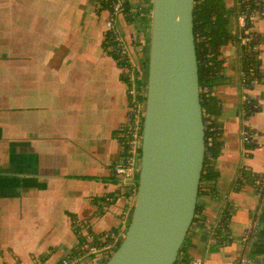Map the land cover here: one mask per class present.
Listing matches in <instances>:
<instances>
[{
    "label": "crops",
    "instance_id": "crops-1",
    "mask_svg": "<svg viewBox=\"0 0 264 264\" xmlns=\"http://www.w3.org/2000/svg\"><path fill=\"white\" fill-rule=\"evenodd\" d=\"M235 1L223 0L233 36ZM123 2L128 12L114 24L144 75L151 0ZM107 16L96 0H0V264L55 261L78 239L75 223L104 233L130 218L135 193L124 194L129 188L112 175L128 108L126 68L103 44ZM254 29L264 73V21L256 19ZM223 52L226 65L213 87L221 104L216 194L197 197L175 264L242 256L243 264H264V191L258 196L252 181L264 174V80L245 90L233 40ZM245 94L256 104L248 114ZM243 130L256 135L254 143L243 141ZM222 212L229 216L224 237L208 244Z\"/></svg>",
    "mask_w": 264,
    "mask_h": 264
},
{
    "label": "water",
    "instance_id": "water-1",
    "mask_svg": "<svg viewBox=\"0 0 264 264\" xmlns=\"http://www.w3.org/2000/svg\"><path fill=\"white\" fill-rule=\"evenodd\" d=\"M194 0H151L140 168L124 236L103 264H174L192 223L205 125Z\"/></svg>",
    "mask_w": 264,
    "mask_h": 264
},
{
    "label": "built area",
    "instance_id": "built-area-1",
    "mask_svg": "<svg viewBox=\"0 0 264 264\" xmlns=\"http://www.w3.org/2000/svg\"><path fill=\"white\" fill-rule=\"evenodd\" d=\"M122 10L123 0H113L111 10H108V16L105 20V27L107 33L113 36L115 42L110 48L112 49L113 47L117 53L126 57L131 65L129 69L125 67L126 70L123 73L127 78L128 109L126 121L120 128L121 131L118 138L120 144L119 157L112 163L113 177L119 184L129 188L137 183L139 174L145 102L142 95H145L146 86L145 88L144 86L137 87L134 70H139V68L129 58L128 49L122 35L114 24V17ZM256 19L264 21V0L235 1L236 34L233 36V41L237 46L240 62V83L245 90L264 80V73L261 69V35L254 29V21ZM243 102L245 114L251 112L247 105L253 106L255 111L256 104L250 96L245 94ZM242 135L245 143L251 144L255 142V134L243 130ZM252 181L255 192L258 196H261L264 191V174H253ZM129 220L130 218L123 222L122 227L110 229L104 233L92 232L86 222L75 223L74 227L78 239L74 245L59 259L45 264H103L119 246ZM256 226L257 221H254L252 227ZM215 241V232L211 230L207 243L211 244ZM246 261V257L242 256L229 261L227 264H243ZM191 264H203V260L201 258H193Z\"/></svg>",
    "mask_w": 264,
    "mask_h": 264
},
{
    "label": "trees",
    "instance_id": "trees-1",
    "mask_svg": "<svg viewBox=\"0 0 264 264\" xmlns=\"http://www.w3.org/2000/svg\"><path fill=\"white\" fill-rule=\"evenodd\" d=\"M98 9L111 10L113 0H96ZM123 11L128 12L127 4L123 2ZM194 44L196 48L198 80L200 90V104L202 107V116L205 125L204 142V161L198 186V196L201 194H216L214 183L218 177V171L215 169L213 160L217 156L221 141L219 140L221 130L215 122L216 116L221 112V104L218 98L213 94V87L220 82L221 73L226 65V57L223 47L233 40V34L229 30V11L226 9L223 0H194L192 10ZM103 43L106 47L114 45V38L107 33ZM110 54L120 65L127 69L131 68L126 57L117 53L115 49H109ZM134 76L137 87L146 86L147 69L145 78L138 69L134 70ZM127 82L126 76H122ZM145 90V89H144ZM145 99V95H142ZM141 96V97H142ZM247 108L254 111V107L247 105ZM121 129H118V138ZM250 133V131L247 130ZM250 145V144H248ZM247 175V174H245ZM137 183L125 190L127 196L134 194ZM197 204L192 222L196 219ZM228 214L222 212L211 230L215 232L216 239L224 237L227 229ZM184 249V242L179 248L178 255ZM178 261L175 260L174 264Z\"/></svg>",
    "mask_w": 264,
    "mask_h": 264
},
{
    "label": "rangeland",
    "instance_id": "rangeland-1",
    "mask_svg": "<svg viewBox=\"0 0 264 264\" xmlns=\"http://www.w3.org/2000/svg\"><path fill=\"white\" fill-rule=\"evenodd\" d=\"M229 28H230V31H233V26H232V16L230 15V18H229ZM137 66V65H136ZM138 67V66H137ZM142 69V68H141ZM140 70V69H139ZM146 72V71H145ZM145 72H144V78H145ZM140 73H141V70H140Z\"/></svg>",
    "mask_w": 264,
    "mask_h": 264
}]
</instances>
